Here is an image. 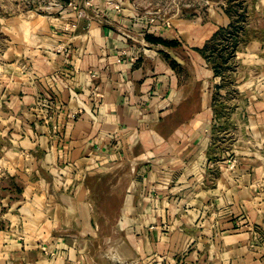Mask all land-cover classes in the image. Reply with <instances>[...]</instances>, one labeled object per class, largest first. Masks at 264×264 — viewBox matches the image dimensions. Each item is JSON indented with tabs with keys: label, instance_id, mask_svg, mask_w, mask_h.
<instances>
[{
	"label": "crops",
	"instance_id": "1",
	"mask_svg": "<svg viewBox=\"0 0 264 264\" xmlns=\"http://www.w3.org/2000/svg\"><path fill=\"white\" fill-rule=\"evenodd\" d=\"M57 1L0 31V264H264V20L221 103L223 5Z\"/></svg>",
	"mask_w": 264,
	"mask_h": 264
},
{
	"label": "rangeland",
	"instance_id": "2",
	"mask_svg": "<svg viewBox=\"0 0 264 264\" xmlns=\"http://www.w3.org/2000/svg\"><path fill=\"white\" fill-rule=\"evenodd\" d=\"M199 2V1H198ZM205 3L208 4H220L225 9H229L230 7L238 8L239 14H243L246 10V25L249 21H262L264 20V16L261 14H255L249 9L253 6L254 0H204ZM58 4L57 0H0V31L4 26L6 20L10 18H25V16L34 13V14H46L47 12L52 11L55 5ZM199 7L196 0H172L165 6L166 15L163 14L165 17H168L170 14H177L181 15L186 12L194 11ZM78 10V9H77ZM163 13V12H162ZM169 18H164V20H168ZM250 34V33H249ZM251 35H254L253 33ZM3 34L0 32V42L3 39ZM239 71V63L237 58L232 62L231 69L227 75L226 80L224 81L223 87L225 90L227 89L229 92L226 97L217 98L221 100V103H226L227 101H231L234 99L235 95L233 94L232 86L235 83V75ZM221 112H231L232 108L228 105L221 104L219 107Z\"/></svg>",
	"mask_w": 264,
	"mask_h": 264
},
{
	"label": "trees",
	"instance_id": "3",
	"mask_svg": "<svg viewBox=\"0 0 264 264\" xmlns=\"http://www.w3.org/2000/svg\"><path fill=\"white\" fill-rule=\"evenodd\" d=\"M239 6L230 7L226 10L231 18L229 27L220 29L205 47L199 52L212 67L215 75L221 77L223 84L231 69L232 62L236 59V54L240 46L247 40L246 10L243 14L238 12Z\"/></svg>",
	"mask_w": 264,
	"mask_h": 264
},
{
	"label": "built area",
	"instance_id": "4",
	"mask_svg": "<svg viewBox=\"0 0 264 264\" xmlns=\"http://www.w3.org/2000/svg\"><path fill=\"white\" fill-rule=\"evenodd\" d=\"M94 1L95 0H85L86 6H92ZM107 5L109 7L116 9V10H120V7L117 4H115L114 0H107ZM70 6L74 9H78V4L75 2L71 3ZM79 15H80V17H83V15H84L83 11H79ZM155 21H156V17L152 20V22H155ZM165 25L169 27L170 22L166 21ZM73 27L76 28L75 25ZM234 164H235V160L232 161V166H234Z\"/></svg>",
	"mask_w": 264,
	"mask_h": 264
}]
</instances>
